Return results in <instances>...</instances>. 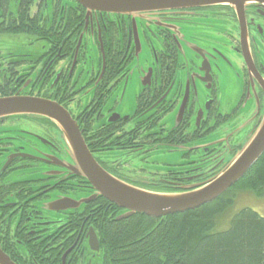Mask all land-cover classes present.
<instances>
[{"label":"flooded vegetation","instance_id":"flooded-vegetation-1","mask_svg":"<svg viewBox=\"0 0 264 264\" xmlns=\"http://www.w3.org/2000/svg\"><path fill=\"white\" fill-rule=\"evenodd\" d=\"M159 1L119 13L79 0H0V41L25 35L0 45V97L54 103L76 128L71 138L43 115L0 118V251L10 261L0 264H117L107 226L146 214L117 218L126 210L86 180L78 140L120 178L184 192L225 168L261 123L264 1L239 13ZM159 150L185 162L127 168V153Z\"/></svg>","mask_w":264,"mask_h":264},{"label":"trees","instance_id":"trees-1","mask_svg":"<svg viewBox=\"0 0 264 264\" xmlns=\"http://www.w3.org/2000/svg\"><path fill=\"white\" fill-rule=\"evenodd\" d=\"M247 187L264 191V153L237 184L195 210L160 219H112L105 250L117 264H264V217L257 211L243 208L226 230H218L233 192Z\"/></svg>","mask_w":264,"mask_h":264},{"label":"water","instance_id":"water-1","mask_svg":"<svg viewBox=\"0 0 264 264\" xmlns=\"http://www.w3.org/2000/svg\"><path fill=\"white\" fill-rule=\"evenodd\" d=\"M86 6L98 10L119 13H134L150 9L159 4V0H79ZM251 1L264 0H169L181 7L210 4H231L237 10ZM238 10V13H239ZM43 115L61 123L71 138H75V126L71 119L62 113L54 103L34 97L9 96L0 97V118L10 115ZM80 138V135L78 136ZM77 157L83 175L99 192L111 202L127 210L120 218H128L135 213H144L150 217L160 218L171 214L195 210L210 203L236 184L264 153V116L260 125L241 150L237 152L229 166L215 178L186 192H160L139 188L107 172L92 156L82 141L78 140ZM73 207L76 205H72ZM61 209V207L59 208ZM97 249V241L92 240ZM0 259L9 258L0 251Z\"/></svg>","mask_w":264,"mask_h":264},{"label":"rangeland","instance_id":"rangeland-1","mask_svg":"<svg viewBox=\"0 0 264 264\" xmlns=\"http://www.w3.org/2000/svg\"><path fill=\"white\" fill-rule=\"evenodd\" d=\"M31 35V34H30ZM25 36L21 32H13L9 37L16 40L17 42H24L25 38L22 37ZM6 37V36H3ZM9 37L3 38V40L0 41V45L10 44ZM15 45V44H13ZM15 50H18V47H11ZM35 47H31L30 51L34 50ZM131 93V92H130ZM129 100L130 104H134V98H127ZM126 157L130 160H132L131 163L128 164V169H136L135 168V162L138 164L139 167L142 168L145 173H152L154 170H159L160 172H165L167 169H169V165L173 167V165H177L179 163L185 162V158L182 155L181 152H166V151H156L152 154L150 158L146 156V154H142L141 152L138 153V155L127 153ZM136 174L142 173L140 170L136 169ZM128 171V170H127ZM122 174L126 175V172L124 171ZM135 181V178H131L130 182ZM234 191V189H233ZM260 194H257V190L247 187L243 189H236L233 192V205L228 208L225 213L218 219L219 220V226L218 230H226L230 225V220L233 214L238 212L239 210L249 207L257 211L261 216L264 217V191H260Z\"/></svg>","mask_w":264,"mask_h":264},{"label":"bare ground","instance_id":"bare-ground-1","mask_svg":"<svg viewBox=\"0 0 264 264\" xmlns=\"http://www.w3.org/2000/svg\"><path fill=\"white\" fill-rule=\"evenodd\" d=\"M243 177H244V176H243ZM243 177H242V178H243ZM242 178H241V179H242ZM241 179H240V180H241ZM234 185H235V184H234ZM234 185H233V186H234ZM228 190H229V189H228ZM225 192H226V191H225ZM225 192H224V193H225Z\"/></svg>","mask_w":264,"mask_h":264}]
</instances>
